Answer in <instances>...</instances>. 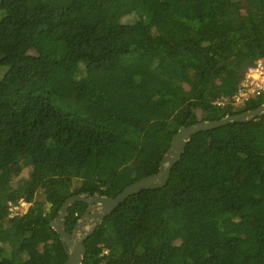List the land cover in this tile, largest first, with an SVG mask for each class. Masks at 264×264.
<instances>
[{
    "label": "trees",
    "instance_id": "16d2710c",
    "mask_svg": "<svg viewBox=\"0 0 264 264\" xmlns=\"http://www.w3.org/2000/svg\"><path fill=\"white\" fill-rule=\"evenodd\" d=\"M263 55L264 0H0V264H64L66 199L116 197L181 127L263 104L215 103ZM85 246L83 264H264V115L195 134Z\"/></svg>",
    "mask_w": 264,
    "mask_h": 264
},
{
    "label": "water",
    "instance_id": "95a60500",
    "mask_svg": "<svg viewBox=\"0 0 264 264\" xmlns=\"http://www.w3.org/2000/svg\"><path fill=\"white\" fill-rule=\"evenodd\" d=\"M210 42L204 43V45ZM264 115V103L257 108L246 110L239 114L227 115L216 120H202L189 126L181 127L172 137L171 144L164 154L159 171L155 174L143 177L128 185L116 197L102 194L92 196L73 195L66 199L61 206L58 215L52 220V227L58 232L62 243L67 249L68 255L64 264H83L87 249L85 240L92 234L104 218L113 212L128 196L137 194L142 190L160 188L167 184L174 165L180 160L187 143L200 131L212 130L225 126L231 122H249ZM83 201L89 204V208L77 221L72 232L67 231L66 216L72 202ZM50 205V203H48ZM92 210V211H90Z\"/></svg>",
    "mask_w": 264,
    "mask_h": 264
},
{
    "label": "built area",
    "instance_id": "2783aa9c",
    "mask_svg": "<svg viewBox=\"0 0 264 264\" xmlns=\"http://www.w3.org/2000/svg\"><path fill=\"white\" fill-rule=\"evenodd\" d=\"M264 96V55L256 58L244 70L240 81L236 86V91L231 96H226L215 101L218 105H231L232 107H242L252 98ZM26 201L9 202L10 216L22 213Z\"/></svg>",
    "mask_w": 264,
    "mask_h": 264
},
{
    "label": "rangeland",
    "instance_id": "374dc122",
    "mask_svg": "<svg viewBox=\"0 0 264 264\" xmlns=\"http://www.w3.org/2000/svg\"><path fill=\"white\" fill-rule=\"evenodd\" d=\"M28 169H29V167L22 168L20 175H18L15 179L18 180L19 178L23 177L27 173ZM13 170L14 171L19 170L18 166L16 168L14 167ZM232 176H233L234 179L237 180L240 177V173L239 172L237 174L233 173ZM36 196H37V198L40 197V195H37V194H36ZM31 205H32V202L31 203H26V205L22 209V213L21 214L25 213ZM47 206H49V205L47 204ZM105 252H107V250H105Z\"/></svg>",
    "mask_w": 264,
    "mask_h": 264
},
{
    "label": "flooded vegetation",
    "instance_id": "af4514ba",
    "mask_svg": "<svg viewBox=\"0 0 264 264\" xmlns=\"http://www.w3.org/2000/svg\"><path fill=\"white\" fill-rule=\"evenodd\" d=\"M234 108L239 109V108H241V107H234ZM88 208H89V204H88V206H87V209H88ZM87 209H86V210H87ZM86 210H85V211H86ZM90 211H92V210H90Z\"/></svg>",
    "mask_w": 264,
    "mask_h": 264
},
{
    "label": "clouds",
    "instance_id": "9594fccd",
    "mask_svg": "<svg viewBox=\"0 0 264 264\" xmlns=\"http://www.w3.org/2000/svg\"><path fill=\"white\" fill-rule=\"evenodd\" d=\"M11 217V216H10Z\"/></svg>",
    "mask_w": 264,
    "mask_h": 264
}]
</instances>
